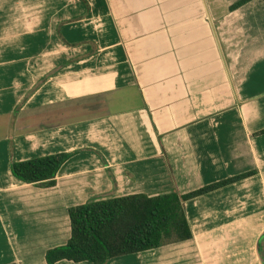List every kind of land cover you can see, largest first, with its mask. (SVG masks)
Returning <instances> with one entry per match:
<instances>
[{"label":"crops","instance_id":"obj_1","mask_svg":"<svg viewBox=\"0 0 264 264\" xmlns=\"http://www.w3.org/2000/svg\"><path fill=\"white\" fill-rule=\"evenodd\" d=\"M238 1L0 0V264H48L82 203L251 172L185 202L193 239L108 264H206V249L258 262L264 0ZM61 153L52 188L12 173Z\"/></svg>","mask_w":264,"mask_h":264},{"label":"trees","instance_id":"obj_2","mask_svg":"<svg viewBox=\"0 0 264 264\" xmlns=\"http://www.w3.org/2000/svg\"><path fill=\"white\" fill-rule=\"evenodd\" d=\"M252 0H240L230 8L237 10ZM260 134H264L262 131ZM72 154L61 153L12 163L16 179L26 184L52 188L61 168ZM246 173L204 186L181 195L169 193L136 194L92 201L69 209L72 235L66 246L47 252V263L62 260L75 263L108 264L111 260L193 239L185 202L253 176ZM260 255L264 262L263 239Z\"/></svg>","mask_w":264,"mask_h":264},{"label":"rangeland","instance_id":"obj_3","mask_svg":"<svg viewBox=\"0 0 264 264\" xmlns=\"http://www.w3.org/2000/svg\"><path fill=\"white\" fill-rule=\"evenodd\" d=\"M222 1L223 2H225V0H221V6H223V3H222ZM117 198V197H116ZM99 200H101V199H99ZM99 200H95V201H99ZM102 200H106V199H102ZM93 200H91V201H89V202H92ZM89 202H87V203H89ZM87 203H82V204H80V205H85V204H87ZM80 205H77V206H80ZM76 207V206H75ZM263 223H264V219H263V221H262ZM210 242H208L207 243V245L209 244ZM67 245V244H66ZM66 245H64V246H66ZM220 246V245H219ZM51 250V249H50ZM230 250H233V249H230ZM230 250H227V251H219V250H217L213 255H212V251L210 250V249H206V251L203 253V255H204V260L206 261V264H207V261H208V259H209V255H210V257L211 258H216L217 260H216V264H264V262H263V260L261 259V257L258 259V262L257 263H255L254 262V260H255V257L253 256V258H250V257H240V256H238L237 258H235V260H231L232 259V257L231 258H224V257H226V256H229V255H233L234 254V252H232V251H230ZM208 253H211V254H209V255H207ZM220 254V255H219ZM216 255H218V257H215ZM213 256V257H212ZM226 259V260H225ZM192 262H193V260H192ZM193 264H194V262H193Z\"/></svg>","mask_w":264,"mask_h":264}]
</instances>
